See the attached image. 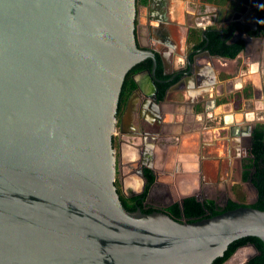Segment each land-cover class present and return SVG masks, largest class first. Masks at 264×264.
Masks as SVG:
<instances>
[{
  "label": "water",
  "instance_id": "water-1",
  "mask_svg": "<svg viewBox=\"0 0 264 264\" xmlns=\"http://www.w3.org/2000/svg\"><path fill=\"white\" fill-rule=\"evenodd\" d=\"M135 2L0 0V264H220L234 241L264 246V211L215 216L202 196L177 201L144 169L135 205L119 198L112 139L126 76L151 66L154 75L160 63L137 46ZM189 56L179 74L201 97L215 76L196 84ZM135 96L123 118L134 116ZM245 247L246 264L256 250Z\"/></svg>",
  "mask_w": 264,
  "mask_h": 264
},
{
  "label": "crops",
  "instance_id": "crops-1",
  "mask_svg": "<svg viewBox=\"0 0 264 264\" xmlns=\"http://www.w3.org/2000/svg\"><path fill=\"white\" fill-rule=\"evenodd\" d=\"M173 1L164 9L166 40H160L158 32L150 34L148 28L149 37L155 43L165 42L169 49L167 68L185 65L181 55L191 52L196 84L210 81L213 73L214 86L201 97H194V85L188 79L183 78L170 89L161 105L164 116L161 126L162 129L169 127V131L163 129L162 132L167 139L178 142L177 153L184 158L186 171L176 172V158L162 161L164 150L159 148L158 138L154 135L151 142L143 137L145 151L155 158L148 168L158 176L157 185L173 188L177 201L181 197H195L197 192L205 193V200L236 201V185L242 190L245 184L249 185L241 182V167L253 129L257 124L264 126V36H245L241 30L236 31V27L252 23L254 12L264 0ZM232 24L229 42L239 38L245 41L244 52L235 59L221 60L194 46V42L199 43L201 39L193 38L194 42L185 45L191 31L199 35L208 29L223 32ZM169 44L178 48L180 54H176ZM142 99L138 93L135 119H132L138 122L139 108L140 116L149 124L154 123ZM231 129L234 132H230ZM121 169L127 180V169Z\"/></svg>",
  "mask_w": 264,
  "mask_h": 264
},
{
  "label": "flooded vegetation",
  "instance_id": "flooded-vegetation-1",
  "mask_svg": "<svg viewBox=\"0 0 264 264\" xmlns=\"http://www.w3.org/2000/svg\"><path fill=\"white\" fill-rule=\"evenodd\" d=\"M142 1L143 0H136L135 2L136 12H137L136 19H135V38H136V42L138 43V47L142 46L140 44V30L142 28V25H146L148 29V27L151 24L159 23L161 21L166 22L167 16H166V12L164 11V9L168 7L171 1L173 0H146L145 3H142ZM144 21L147 22V24L143 23ZM239 26H241L242 28L247 27L250 32L256 31V30L255 31L251 30V27L249 25L243 26L241 24ZM158 33L159 34L157 36L160 37L159 39L160 40L162 39V41H165L167 36L165 37L164 30L163 29L161 31L158 30ZM243 34L245 36H257L256 33L255 35L252 33L251 34L243 33ZM156 44L157 46L154 47L153 46L154 44L150 43V46L147 48L153 50L155 54L159 55L162 68H163V75L166 76L167 78L166 79L157 78L155 75L156 68L154 71V75L150 73L151 70L139 71L133 75V80L135 82V85L137 83L139 87L136 85L134 91L130 94V96L132 94L133 96L134 95L137 96L136 90L137 89L139 90V94L143 98L141 102H144L145 106L147 107L146 110L148 114L151 116V118L154 119L155 122L154 123L152 122L151 124H149L150 122L148 123V121L143 119L140 116L141 114L139 113L140 111L139 108L137 112L138 122L134 121L132 119L134 117H131V116L129 118L128 117L123 118L122 115L124 113L127 101L122 111L116 115V118H117L116 130H115V133L112 139V145L115 150L116 166H117V173H116L114 185L116 187L117 194L119 193L118 195H122L126 199H132V198L138 197L141 194H143L144 189H145V179L143 176V169L144 170L147 169L148 164L151 165L152 160L154 161L155 159L153 156L149 157L147 151H145L146 142L144 141L143 137H147V140L151 142V140L154 141L153 135L159 138L160 134H163L161 124H162L164 116H163V109L161 105L162 103L165 102V99L167 98V96L165 97L164 95L162 99H159L158 85L162 83L173 82L176 78L180 77L179 80L173 84V85H176L180 83L183 78V76L180 75L179 73L185 72L188 70L187 64L184 66H180L178 68H174V67L167 68L168 62L166 60V55L169 49L165 46V42L156 43ZM169 45L175 51L176 54H180V52L178 51V48L173 46V44H169ZM184 55L186 56L190 55L189 59H192L191 52H185ZM172 77H174L173 80H170ZM153 82L155 86L152 85ZM130 96L128 97V99L130 98ZM133 103H135V99L133 100ZM139 120L147 122L149 126L145 128L143 125H141V122ZM127 138H134L136 141L130 143L127 140ZM123 146H125V149L123 148ZM123 167L127 169V174L130 175L131 179L135 182V185L129 186V184L126 183L127 180L126 178H124L125 173H123L121 169ZM196 196H202L204 198L206 197V194L197 192ZM227 202H224L222 207H224L227 204ZM249 253L250 252L247 251V249H243L234 258L231 257L232 259L231 258L230 259L231 261L235 258L245 259L251 255ZM229 260L227 262H229Z\"/></svg>",
  "mask_w": 264,
  "mask_h": 264
},
{
  "label": "trees",
  "instance_id": "trees-1",
  "mask_svg": "<svg viewBox=\"0 0 264 264\" xmlns=\"http://www.w3.org/2000/svg\"><path fill=\"white\" fill-rule=\"evenodd\" d=\"M145 2L146 0L142 1V3ZM256 16V31L250 32L247 27H243L241 30L242 33H252L255 35V33L258 32L259 36H264V3L256 9ZM232 27L233 24L230 25L229 28L227 27L226 29H223V32H219L215 29H208L203 33V37L201 33L199 35L196 31H191L187 43L194 42L193 38L194 40H196V38L198 40L201 39L199 43L194 42V46H196L197 48L199 47L201 49H205L211 55H218L220 57L228 59H235L244 49L245 41L242 38H239L232 43L229 42L232 37V35H230ZM221 34L223 35L221 36ZM156 55L160 63L156 64L155 75L157 78L166 79L167 77L163 75V68L160 57L158 54ZM151 67L135 71L126 76V86L122 90L121 102L117 114L122 111L128 97L136 87L133 80V75L142 70H151ZM179 78L180 77L176 78L173 82H167L158 85L159 99H162L164 97L167 89L174 83H176ZM145 171L148 173L149 177L155 180L154 174L151 169L147 168L145 169ZM241 182L249 183L253 187L256 193L255 201L251 204H247L245 202L244 196H240L238 194V191H240L241 188L237 186L235 190L238 199L236 201H228L224 207H219L213 200H206L208 203L213 204L215 216L238 207H250L259 211H264V126L262 124H257L253 129L251 135V143L247 148L246 158L242 161ZM118 196L127 207H133L135 205V202L128 201L130 199H126L122 195ZM185 199L187 198H184L182 200ZM231 245L234 246L235 249L228 256V258L220 264H225L238 248L245 247L246 245H252L256 250V254L250 260H248L246 264H264V246L259 239L254 237H246L234 241L233 243H231Z\"/></svg>",
  "mask_w": 264,
  "mask_h": 264
},
{
  "label": "rangeland",
  "instance_id": "rangeland-1",
  "mask_svg": "<svg viewBox=\"0 0 264 264\" xmlns=\"http://www.w3.org/2000/svg\"><path fill=\"white\" fill-rule=\"evenodd\" d=\"M192 6V5H191ZM194 7V6H192ZM145 24H147V22H143ZM189 23L190 20H189ZM153 32V31H152ZM155 33V31H154ZM151 34V33H150ZM153 35V33H152ZM150 43H153L154 47L157 46V44L155 42H152L150 37H149V32H148V29H147V26L146 25H142V28L140 30V44L143 46V47H149L150 46ZM182 56V55H181ZM181 65H177V68L180 67ZM141 122V125H143L145 128L148 127V123L147 122H144V121H140ZM162 127V126H161ZM165 132L169 131V127L168 128H163ZM162 129V130H163ZM164 132V134H165ZM164 134H161V136L157 139L158 140V145H159V148L163 149L164 152L162 153L163 154V158H162V161L163 160H167V161H172L173 159L176 158L177 160V141L176 139H167V137L164 135ZM127 140L131 143V142H134L136 141L134 138H127ZM156 140V141H157ZM139 141V140H138ZM152 141V140H151ZM123 148L125 149V146H123ZM132 151V149H131ZM134 152V151H133ZM132 152V153H133ZM131 153V152H130ZM160 163H162L160 161ZM127 183L129 184V186H133L135 185V182L131 179L130 175L127 179ZM250 185V184H249ZM248 184L244 185L243 187V190L241 187L240 191H238V194L241 196L243 195L244 196V199H245V202L247 204H251L255 201V198H256V193H255V190L251 187V185L249 186ZM236 186H239V185H236ZM236 189V187H235ZM244 191V192H243ZM234 192V191H233ZM213 195V194H212ZM234 196H235V200H237V193H234ZM176 197V196H175ZM177 198V197H176ZM175 198V199H176ZM214 198V197H213ZM215 201H216V204L219 206V207H222L223 204H224V200L221 199L219 200V198H214ZM247 251H249L250 253L249 254H253V250L251 247H248L247 248ZM246 262V258H235L233 259L232 261L229 260V262H226L225 264H244Z\"/></svg>",
  "mask_w": 264,
  "mask_h": 264
},
{
  "label": "bare ground",
  "instance_id": "bare-ground-1",
  "mask_svg": "<svg viewBox=\"0 0 264 264\" xmlns=\"http://www.w3.org/2000/svg\"><path fill=\"white\" fill-rule=\"evenodd\" d=\"M243 249H247V247H243V248H240L239 250H237L236 253L232 256V258H234V257H235V256H236L241 250H243ZM232 258H231V259H232ZM231 259H230V260H231Z\"/></svg>",
  "mask_w": 264,
  "mask_h": 264
}]
</instances>
